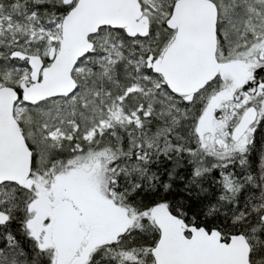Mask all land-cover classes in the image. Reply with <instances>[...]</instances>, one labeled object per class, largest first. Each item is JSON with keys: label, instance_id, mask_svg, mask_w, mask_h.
Wrapping results in <instances>:
<instances>
[{"label": "snow or ice", "instance_id": "1", "mask_svg": "<svg viewBox=\"0 0 264 264\" xmlns=\"http://www.w3.org/2000/svg\"><path fill=\"white\" fill-rule=\"evenodd\" d=\"M0 264H264V0H0Z\"/></svg>", "mask_w": 264, "mask_h": 264}]
</instances>
